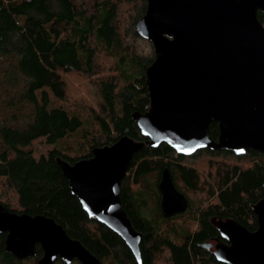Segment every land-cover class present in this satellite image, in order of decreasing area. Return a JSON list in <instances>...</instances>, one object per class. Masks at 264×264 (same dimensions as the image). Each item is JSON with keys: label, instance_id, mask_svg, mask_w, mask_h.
Segmentation results:
<instances>
[{"label": "trees", "instance_id": "obj_1", "mask_svg": "<svg viewBox=\"0 0 264 264\" xmlns=\"http://www.w3.org/2000/svg\"><path fill=\"white\" fill-rule=\"evenodd\" d=\"M147 8V0H0V204L53 219L101 264H139L117 234L88 217L57 163L91 159L94 149L128 136L146 143L121 186L123 207L143 235L142 264H222L199 244L215 233L216 216L257 231L253 207L264 198V154L205 149L182 156L168 144L149 147L135 119L150 109L147 70L156 59L152 42L136 30ZM258 17L264 25V14ZM75 75L93 102L68 97L67 80ZM77 135L75 147H57ZM208 135L218 141V123ZM40 140L55 148L37 157L31 147ZM165 169L190 203L171 218L161 210ZM200 183L210 186L208 199L198 200ZM235 188L239 201L224 203L220 194ZM6 237L0 235V264L42 258L37 246L36 258L17 260L5 250Z\"/></svg>", "mask_w": 264, "mask_h": 264}, {"label": "water", "instance_id": "obj_2", "mask_svg": "<svg viewBox=\"0 0 264 264\" xmlns=\"http://www.w3.org/2000/svg\"><path fill=\"white\" fill-rule=\"evenodd\" d=\"M147 1L136 30L152 42L156 59L147 70L150 109L135 119L149 147L168 144L182 156L205 149L237 156L249 150L264 154V25L258 17L264 14V0ZM213 122L220 128L217 142L208 135ZM145 146L125 136L74 165L57 159L84 212L117 234L139 264L143 235L123 207L121 186L133 157ZM159 191L165 218L189 209L169 169L162 173ZM253 211L256 232L233 219L214 220L230 243L215 247L219 263L264 264V198ZM4 234L6 252L19 261L36 258L40 246L43 256L37 264H101L53 219L13 213L0 204Z\"/></svg>", "mask_w": 264, "mask_h": 264}, {"label": "rangeland", "instance_id": "obj_3", "mask_svg": "<svg viewBox=\"0 0 264 264\" xmlns=\"http://www.w3.org/2000/svg\"><path fill=\"white\" fill-rule=\"evenodd\" d=\"M67 81L69 82L68 85H67V87H68V97L69 98H73V99L76 98L78 100V98L82 99V98H85L87 96V99H90V101L93 102L94 97H95L94 94H90L88 92L87 87L85 88L86 83H84L83 86L80 85L79 76L75 75L72 78L70 77ZM81 87H82V89L79 90V88H81ZM78 137L79 136L77 135L74 138L65 140L64 142L59 143V145L57 147L59 149L66 148L67 146H69V147H73L74 146L75 147L76 143L79 141ZM54 148H55V146H51V145L47 144L45 140L37 141L31 147V149H33V151H35V154H36L37 157H40L42 155L46 156L50 151L54 150ZM200 161H202V160H200ZM204 164L205 163H203V165ZM241 181H243V182H239V184L243 185V188L246 189V188H250L251 187L249 179H241ZM129 182H132V181L129 180ZM200 182H203V177L200 178ZM199 186H200V188H203L202 191H204V193L199 196L200 198H198V200L199 199H206V198L208 199L209 198L208 197V193H209V190H210V186L207 185L206 183H200ZM133 188H136V185L133 186ZM237 189L238 188H235L232 191L230 190V192L226 190L227 192L225 191V192L221 193L220 195H221L222 201L224 203H227L228 205H233L236 202H238L239 201V196H238ZM181 191L183 193H186L184 191V188H182V185H181ZM190 195H191V193H190ZM14 203H16V202L14 201ZM194 207H196V206L194 205ZM195 228L196 227H194L193 229L195 230ZM75 262H77V261H74L73 264H76ZM25 264H32V263L27 262ZM160 264H162V263H160Z\"/></svg>", "mask_w": 264, "mask_h": 264}, {"label": "flooded vegetation", "instance_id": "obj_4", "mask_svg": "<svg viewBox=\"0 0 264 264\" xmlns=\"http://www.w3.org/2000/svg\"><path fill=\"white\" fill-rule=\"evenodd\" d=\"M189 208H190V207H189ZM177 216H178V215H177ZM174 217H175V216H174ZM215 219H217V220H227V219H233V218H227V217H221V216H216V217H214V219H213V225H214L215 230H216L215 233H214L213 235H211L207 241H205V242L199 244V245H201V244L213 245L214 247L211 248L210 250H208V249H206V248H204V249L207 251V253H208L209 255L212 254L214 257H215L214 252H215V250H216L215 247H216L218 244L230 245V243L222 237L220 231L218 230L217 226L215 225V223H214V220H215ZM233 220H235V219H233ZM257 230H258V229H257ZM215 258H216V257H215Z\"/></svg>", "mask_w": 264, "mask_h": 264}]
</instances>
